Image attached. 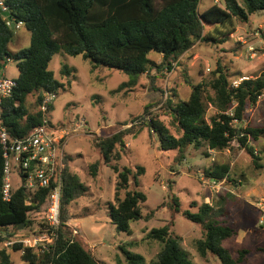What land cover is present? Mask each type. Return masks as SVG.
<instances>
[{
	"label": "trees",
	"instance_id": "16d2710c",
	"mask_svg": "<svg viewBox=\"0 0 264 264\" xmlns=\"http://www.w3.org/2000/svg\"><path fill=\"white\" fill-rule=\"evenodd\" d=\"M199 0H4L8 18L0 9V77L7 63L14 61L17 67L15 87L8 97L1 99L0 120L12 138H24L41 124L39 110L44 94H54L64 89L48 69L52 57L59 51L71 57L80 56L92 69L98 67L115 70L136 78L148 70L165 66L171 69L173 63L190 50L196 43L223 44L235 34L239 25L248 23L257 12H264V0H223V6L212 4L202 12L198 11ZM21 22L29 32V45L16 52L8 48L15 25ZM156 53L161 57L159 64L149 57ZM68 75L67 68L61 69ZM264 92V71L252 78L242 79L236 86L229 82L226 68L217 63L208 77L202 76L191 86L186 100L172 103L165 100L171 120L175 123L178 136L170 134L165 126L149 118L146 125L158 136L160 148L177 150L174 163L181 162L185 150L192 146H204L207 150L222 151L235 141L239 149L251 158L254 165L264 161L254 153V144L264 135V128L242 127L245 111L256 105ZM35 95L36 109L29 112L26 98ZM214 109L208 118L207 106ZM51 104L48 105L49 112ZM236 123V124H234ZM133 127L116 131L107 137H97L91 144L106 165L120 159L125 137ZM69 158L63 162L61 171L60 223L52 230L43 223L45 208L50 191L35 189L30 196L18 182L12 190L11 200L1 198L3 157L0 146V228H30L36 225L35 234L47 233L50 242L41 251L37 247L24 246L22 240L29 234L0 249V264H12L9 250L20 252V259L27 264H98L88 246L77 235H73L70 224L72 216L69 206L84 196L86 185L77 174L69 169ZM99 162L88 165L89 174L96 177ZM260 167L264 170V163ZM116 174L114 204L109 205L110 222L116 231L130 233V222L142 218L140 203L145 195L129 189L130 168L119 169L111 165ZM138 174L143 171L138 167ZM226 165H216L204 169V176L214 181H233ZM129 189V190H128ZM125 191L122 199L119 192ZM29 196V201L27 198ZM179 211V202L170 196L162 208ZM212 207L202 203L197 212L188 210L182 216L200 226L203 236L197 240L196 248L201 257L215 256L220 264H246L247 250H240L232 257L222 243L234 236V229L223 225L211 214ZM40 220V221H39ZM171 223L149 231L147 238L161 244L156 259L148 264H194L182 251L175 238L170 235ZM7 233L0 241L9 242ZM37 232V233H36ZM124 256L119 264H146L139 254H131L121 248ZM257 251L264 252L258 248Z\"/></svg>",
	"mask_w": 264,
	"mask_h": 264
},
{
	"label": "rangeland",
	"instance_id": "374dc122",
	"mask_svg": "<svg viewBox=\"0 0 264 264\" xmlns=\"http://www.w3.org/2000/svg\"><path fill=\"white\" fill-rule=\"evenodd\" d=\"M217 2L199 0L198 11L202 12L212 4L223 6V0ZM13 33L8 45L11 52L29 45L30 35L23 26ZM149 57L156 64L161 60L156 53H150ZM180 58L172 64L171 69L165 66L153 68L138 76L133 84L131 81L135 78L130 75L102 67L92 69L80 56L71 57L59 51L50 60L48 69L64 89L57 92L51 103L47 114L49 127L72 130L64 143L66 155L71 160L69 169L87 187L84 196L69 206L72 216L70 224L76 228L72 229V233L88 246L98 264L123 262L121 248L141 255L148 264L156 259L161 244L147 238V234L154 228L171 223L170 235L177 240L179 248L192 263L220 264L211 254L205 257L199 255L196 242L203 232L200 226L182 216L183 211L195 213L202 203H207L212 207L213 217L236 233L222 243L230 255L235 257L240 250H247L246 264H264V252L257 251L258 248L264 249V227L259 226V213L253 207L254 200H264V170L257 167L264 161H257V165H254L245 151L233 141L228 149L222 151L190 146L185 150L181 162L174 163L177 150H162L158 136L146 125L149 118L155 119L170 134L178 136L175 123L165 108V100L170 98L172 103L186 100L190 86L196 85L202 76L208 77L217 63L226 68L233 86L242 79L263 72L264 12H257L249 18L248 23L237 26L235 34L225 43L213 45L199 42ZM63 67L67 68L68 75L61 74ZM2 73L15 78L16 63H7ZM25 103L28 111L33 112L36 109L35 95L27 96ZM214 112L209 105L205 116L208 118ZM245 115L242 127L264 128V92L255 106L246 109ZM80 122L84 123L83 129L73 131ZM129 127L133 128L125 137L124 147H119V161L104 164L91 140ZM254 147V153L261 158L264 135ZM94 162H99L96 177H92L88 171V165ZM111 165H117L119 169L130 168L137 186L130 177L129 189H136L146 197L140 203L142 218L129 223V234L116 231L110 222L109 205L115 203L116 182ZM216 165H226L233 181L207 179L204 169ZM138 167L143 168L139 174ZM13 184H18L15 173ZM124 192H119L120 199ZM172 195L179 202L178 213L167 206L160 207L164 202H169ZM22 228L13 233L10 228H0V240L7 233H12L8 243L0 241V249L37 230L36 225ZM9 253L12 264H27L20 259V252L9 250Z\"/></svg>",
	"mask_w": 264,
	"mask_h": 264
},
{
	"label": "built area",
	"instance_id": "2783aa9c",
	"mask_svg": "<svg viewBox=\"0 0 264 264\" xmlns=\"http://www.w3.org/2000/svg\"><path fill=\"white\" fill-rule=\"evenodd\" d=\"M216 2L217 0H215ZM0 9L2 12H7L4 0H0ZM8 21L7 24L11 26L13 23L10 22V19ZM21 26L22 23L19 22L15 25V29ZM238 83L236 82L234 86ZM15 85L16 83L13 78L3 75L0 77V102L2 98L8 97L11 94ZM54 98V94H44L39 106V110L42 113L41 124L24 138H12L0 120V146L3 157L2 201L9 202L11 200L14 187L13 173L17 174L18 182L22 184V187L28 194L35 189L49 190L50 193L43 216V223L50 230L56 228L60 223L61 171L64 159L62 146L72 132L69 129H61L59 127L52 129L49 127L47 118L48 105L53 102ZM83 124V122L76 124L73 131H81ZM27 201H29V196ZM253 207L259 213V226L264 227V200H254ZM29 237L31 239L27 238L22 240L23 245L37 247L41 244V251L45 249L46 243L50 242L51 239L45 232L42 234L31 232Z\"/></svg>",
	"mask_w": 264,
	"mask_h": 264
},
{
	"label": "crops",
	"instance_id": "0c3cea01",
	"mask_svg": "<svg viewBox=\"0 0 264 264\" xmlns=\"http://www.w3.org/2000/svg\"><path fill=\"white\" fill-rule=\"evenodd\" d=\"M21 27H22V26H21ZM191 49H192V48H191ZM188 51H189V50H188ZM188 51H187V52H188ZM187 52L184 53L183 55L186 56V55H187ZM183 55H182V56H183ZM182 56H181V57H182ZM180 59H181V58H180ZM2 75L5 76L3 73H2ZM190 87H191V86H190ZM65 145H66V144H64V145L62 146V152H63V155H64V158H65V159L69 158V160H68V164H70V163H71V160H70V157L66 155ZM126 147H127V143H126ZM86 192H87V191H86Z\"/></svg>",
	"mask_w": 264,
	"mask_h": 264
},
{
	"label": "water",
	"instance_id": "95a60500",
	"mask_svg": "<svg viewBox=\"0 0 264 264\" xmlns=\"http://www.w3.org/2000/svg\"><path fill=\"white\" fill-rule=\"evenodd\" d=\"M1 15H2L3 17H6V18L10 19V18H9V15H8V12H2ZM13 25H14V24H11L10 27L13 28ZM21 227H23V225H20L19 227H17V230H20Z\"/></svg>",
	"mask_w": 264,
	"mask_h": 264
}]
</instances>
